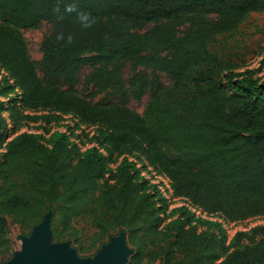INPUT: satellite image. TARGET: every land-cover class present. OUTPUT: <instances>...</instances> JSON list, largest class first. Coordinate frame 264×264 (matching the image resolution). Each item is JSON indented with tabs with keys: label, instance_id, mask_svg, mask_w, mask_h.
I'll use <instances>...</instances> for the list:
<instances>
[{
	"label": "trees",
	"instance_id": "16d2710c",
	"mask_svg": "<svg viewBox=\"0 0 264 264\" xmlns=\"http://www.w3.org/2000/svg\"><path fill=\"white\" fill-rule=\"evenodd\" d=\"M262 12L264 0H0V69L19 91L18 101L0 98V255L12 248L10 224L29 236L50 214L52 242H71L79 257L122 232L132 248L125 264H264L262 226L221 257V224L185 207L166 213L165 197L127 157L106 171L96 147L82 151L64 131L14 135L24 122L71 114L205 215L262 216L264 77L231 71L208 48ZM42 22L52 28L33 60L22 29ZM146 93L142 112L128 106ZM101 94L114 99L95 102Z\"/></svg>",
	"mask_w": 264,
	"mask_h": 264
},
{
	"label": "rangeland",
	"instance_id": "374dc122",
	"mask_svg": "<svg viewBox=\"0 0 264 264\" xmlns=\"http://www.w3.org/2000/svg\"><path fill=\"white\" fill-rule=\"evenodd\" d=\"M52 28L48 22H42L37 29H22L23 37L27 44L28 54L33 60H39L41 57L40 42L44 35H46ZM211 52L217 54L224 62H227L233 72L250 71L254 77H264V12L251 13L246 20L239 25V27L230 32L215 36L208 44ZM90 68L85 66L79 73L78 82L74 88L81 92L83 80ZM148 71V70H146ZM129 64L123 68L122 76L124 79L128 78ZM161 80L165 84H171V79L167 74H162ZM0 91L3 92L1 99L9 103L10 100H17L19 98V91L13 88L12 83L8 80V76L0 69ZM149 93H146L140 100L136 101L130 99L128 106L142 112L148 100ZM114 96L101 94L94 99L95 102H103L113 100ZM8 115V112H4ZM47 130V131H45ZM59 130L66 132L70 139L75 141L79 148L84 151L91 147H96L103 155V163L106 171L116 170L119 163L124 157L132 160L138 168L141 176H144L150 184H154L159 189V192L166 199L165 211L169 213L175 207H185L187 211L193 215L194 219L207 220L211 222H219L223 229V242L220 246V255L223 257L226 253L238 247L247 244L246 237L238 238L239 233L249 234L255 227L262 226L264 228V215L249 218L239 222H228L220 214L207 216L200 211V209L193 207L184 198H175L172 196V191L167 178L156 175L151 167L142 160L136 158L134 154L128 153L125 150L114 151L107 143L104 142L100 135L98 126L85 125L71 114L62 115V119L58 122L45 124L42 122H24L17 126L14 135L22 131H32L44 133L48 138L52 131ZM108 173L103 177H107ZM169 218L166 219V221ZM199 229H206L205 226H199ZM27 230L22 231L18 225L10 224L8 230V237L12 242L11 251L7 255H0V264L11 260L14 253L21 248L22 238H27ZM87 233L89 231L87 230ZM117 235H113L112 238ZM111 237L103 243L107 246L111 242ZM258 238H261L259 235ZM84 242L85 239H84ZM67 249L74 252L79 261L89 260L94 262L98 251L101 247L91 249L84 257H78L71 242H65ZM50 244H54L52 241ZM128 259V256L126 260ZM124 264V263H123ZM151 264H159L158 261Z\"/></svg>",
	"mask_w": 264,
	"mask_h": 264
},
{
	"label": "water",
	"instance_id": "95a60500",
	"mask_svg": "<svg viewBox=\"0 0 264 264\" xmlns=\"http://www.w3.org/2000/svg\"><path fill=\"white\" fill-rule=\"evenodd\" d=\"M51 241L50 214H47L27 238H22L21 248L13 258L3 264H125L127 256L132 253L126 234L122 232L107 246H101L94 262L79 261L65 242L50 244Z\"/></svg>",
	"mask_w": 264,
	"mask_h": 264
},
{
	"label": "clouds",
	"instance_id": "9594fccd",
	"mask_svg": "<svg viewBox=\"0 0 264 264\" xmlns=\"http://www.w3.org/2000/svg\"><path fill=\"white\" fill-rule=\"evenodd\" d=\"M68 11H72V8L70 7ZM80 20L85 27L89 26V24L91 23L90 17L88 16L87 13H81Z\"/></svg>",
	"mask_w": 264,
	"mask_h": 264
}]
</instances>
